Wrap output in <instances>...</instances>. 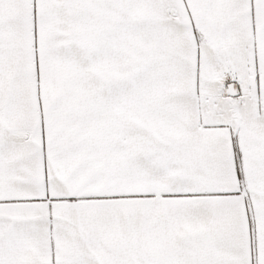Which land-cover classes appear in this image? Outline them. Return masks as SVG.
Masks as SVG:
<instances>
[{"label": "snow or ice", "instance_id": "1", "mask_svg": "<svg viewBox=\"0 0 264 264\" xmlns=\"http://www.w3.org/2000/svg\"><path fill=\"white\" fill-rule=\"evenodd\" d=\"M0 264H264V0H0Z\"/></svg>", "mask_w": 264, "mask_h": 264}]
</instances>
